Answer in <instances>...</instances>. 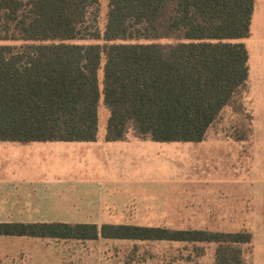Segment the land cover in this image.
<instances>
[{
  "label": "trees",
  "instance_id": "16d2710c",
  "mask_svg": "<svg viewBox=\"0 0 264 264\" xmlns=\"http://www.w3.org/2000/svg\"><path fill=\"white\" fill-rule=\"evenodd\" d=\"M0 0V140H93L99 97L105 139L132 132L198 141L245 89L252 0ZM74 39L100 40L78 43ZM18 42V43H17ZM101 70L100 87L99 75ZM0 234L59 239L214 241L217 264L248 232L125 223L2 221Z\"/></svg>",
  "mask_w": 264,
  "mask_h": 264
},
{
  "label": "crops",
  "instance_id": "0c3cea01",
  "mask_svg": "<svg viewBox=\"0 0 264 264\" xmlns=\"http://www.w3.org/2000/svg\"><path fill=\"white\" fill-rule=\"evenodd\" d=\"M252 1L249 35L241 39L248 56L245 89L236 107L227 104L221 109L201 140L154 141L132 132L106 140V120L98 128V119L93 140H0L5 208L8 195H195L196 214L204 223L172 229L248 232L249 240L234 245L237 250L234 257L227 255V264H264V0ZM69 206L76 208L74 203ZM7 210L0 222L10 221ZM9 236L21 238L18 242L32 240L0 234L5 238L0 239V264H66L65 257L55 255L11 258L5 250ZM98 238L48 239L56 241L52 248H59ZM168 241L210 245L211 264H217L214 241ZM83 260L79 263L89 258Z\"/></svg>",
  "mask_w": 264,
  "mask_h": 264
},
{
  "label": "rangeland",
  "instance_id": "374dc122",
  "mask_svg": "<svg viewBox=\"0 0 264 264\" xmlns=\"http://www.w3.org/2000/svg\"><path fill=\"white\" fill-rule=\"evenodd\" d=\"M107 0H98L91 10L90 24L101 32L106 21ZM78 43H102L93 39H74ZM18 43V42H17ZM99 75V87L101 70ZM243 91L235 98L230 107H236ZM98 128L104 127L107 111L101 96L98 102ZM247 115V114H246ZM213 127L219 126L214 123ZM225 126V125H224ZM103 128L100 129L102 131ZM5 196L0 195V218H5ZM8 218L32 220L54 218L71 222L88 221L101 223H125L167 228H193L202 225L195 209V195H8ZM74 203L76 208H69ZM4 204V207H3ZM2 213V215H1ZM58 213V214H56ZM205 218H208L206 216ZM4 239L5 238H0ZM8 256L22 258L35 255L62 256L66 264H211V246L190 244L168 240H128L103 239L87 244L75 243L72 246L52 248L55 240L43 237H27L20 241L18 236H9ZM30 241H38L33 243ZM40 243V244H38ZM41 245V246H39ZM202 252L200 253V251ZM69 258H71L69 260ZM73 258L81 259L72 260ZM71 262V263H69Z\"/></svg>",
  "mask_w": 264,
  "mask_h": 264
}]
</instances>
